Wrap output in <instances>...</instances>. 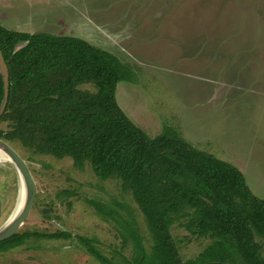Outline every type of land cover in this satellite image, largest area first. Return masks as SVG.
Listing matches in <instances>:
<instances>
[{"label":"rangeland","instance_id":"obj_1","mask_svg":"<svg viewBox=\"0 0 264 264\" xmlns=\"http://www.w3.org/2000/svg\"><path fill=\"white\" fill-rule=\"evenodd\" d=\"M0 25L80 38L115 55L133 71L134 82L118 83L115 96L135 125L150 137L173 128L195 149L237 167L264 199V0H0ZM80 88L96 92L93 84ZM10 130L0 121V131ZM7 143L27 163L37 188L18 233L44 237L30 236L0 254V264H98L80 237L97 240L94 247L110 259L120 260L119 253L131 258V244L89 200L129 208L149 249L145 219L115 176L101 181L88 163L79 169L70 158ZM24 196L17 168L7 157L0 160L2 226L18 215ZM186 220L171 227L182 262L212 242L192 236ZM57 233L71 238L51 237ZM257 242L264 256V240Z\"/></svg>","mask_w":264,"mask_h":264},{"label":"trees","instance_id":"obj_2","mask_svg":"<svg viewBox=\"0 0 264 264\" xmlns=\"http://www.w3.org/2000/svg\"><path fill=\"white\" fill-rule=\"evenodd\" d=\"M0 52L8 71L0 121L11 124L0 139L20 142L35 154L70 158L79 169L88 163L101 181L115 176L145 219L149 249L129 208L87 201L132 246L131 258L119 253L114 260L94 247L97 240L78 238L98 264H264L257 242L264 240V199L252 193L237 167L195 149L173 128L150 137L135 125L115 96L118 83L134 82L133 71L115 55L80 38L1 25ZM86 84L96 92L80 88ZM3 100L0 75V109ZM183 219L192 236L212 241L186 262L171 235ZM30 236L44 237L18 233L0 243V254L25 245Z\"/></svg>","mask_w":264,"mask_h":264},{"label":"water","instance_id":"obj_3","mask_svg":"<svg viewBox=\"0 0 264 264\" xmlns=\"http://www.w3.org/2000/svg\"><path fill=\"white\" fill-rule=\"evenodd\" d=\"M19 48L21 47H18L17 49ZM0 75L2 76L3 82H4V100H3V103L0 109V116H1L5 109V105H6V101L8 97V90H7L8 71H7V66L1 55V52H0ZM0 147L3 149V152L5 156L8 158V160L12 162L14 166L17 168L20 174V177L22 179V183L24 186V192H25L23 206L20 212L18 213V215L7 225L2 226L0 224V243H1L5 240H8L12 236L18 234L21 226L23 225L25 220L28 218L29 213L33 207L36 194H37V188H36L35 181L32 177V174L29 170L27 163L17 153V151L13 149L11 146H9L2 139H0ZM2 209H3V205H2L1 198H0V223H1Z\"/></svg>","mask_w":264,"mask_h":264},{"label":"bare ground","instance_id":"obj_4","mask_svg":"<svg viewBox=\"0 0 264 264\" xmlns=\"http://www.w3.org/2000/svg\"><path fill=\"white\" fill-rule=\"evenodd\" d=\"M7 143V142H6ZM8 144V143H7ZM9 145V144H8ZM10 146V145H9ZM6 158V156H5V154H4V152H3V149L0 147V160H2V159H5Z\"/></svg>","mask_w":264,"mask_h":264}]
</instances>
